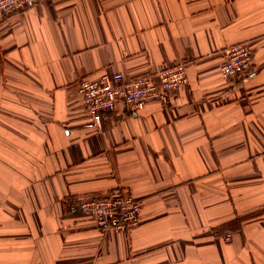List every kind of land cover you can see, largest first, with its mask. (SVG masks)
<instances>
[{
  "label": "crops",
  "instance_id": "0c3cea01",
  "mask_svg": "<svg viewBox=\"0 0 264 264\" xmlns=\"http://www.w3.org/2000/svg\"><path fill=\"white\" fill-rule=\"evenodd\" d=\"M237 42L253 61L225 77ZM179 60L166 103L96 124L81 78ZM116 187L141 203L127 231L69 201ZM0 264H264V0H36L1 22Z\"/></svg>",
  "mask_w": 264,
  "mask_h": 264
},
{
  "label": "built area",
  "instance_id": "2783aa9c",
  "mask_svg": "<svg viewBox=\"0 0 264 264\" xmlns=\"http://www.w3.org/2000/svg\"><path fill=\"white\" fill-rule=\"evenodd\" d=\"M36 0H0V23L10 14L25 10ZM226 59L221 70L225 77L241 76L253 61V52L246 42H237L225 48ZM186 62L179 60L155 73L128 79L121 72L103 74L98 79L83 77L79 91L96 124L104 111H113L123 105L130 112L143 109L153 99L166 103L172 91L188 82ZM88 213L104 232L127 231L139 224L141 203L123 187L107 194L81 196L76 204ZM230 236V234H228Z\"/></svg>",
  "mask_w": 264,
  "mask_h": 264
},
{
  "label": "trees",
  "instance_id": "16d2710c",
  "mask_svg": "<svg viewBox=\"0 0 264 264\" xmlns=\"http://www.w3.org/2000/svg\"><path fill=\"white\" fill-rule=\"evenodd\" d=\"M80 197L81 196H74V197H72L73 199L71 198L72 200H70V198H69V201H74L77 204ZM248 215L240 217V218H235L231 222H228L223 228H233V227H235V224L237 225L242 219H245L247 217H251L252 216V214H248Z\"/></svg>",
  "mask_w": 264,
  "mask_h": 264
},
{
  "label": "rangeland",
  "instance_id": "374dc122",
  "mask_svg": "<svg viewBox=\"0 0 264 264\" xmlns=\"http://www.w3.org/2000/svg\"><path fill=\"white\" fill-rule=\"evenodd\" d=\"M224 54H225V49H224ZM225 59H226V55H225ZM176 63V62H175ZM169 66V65H168ZM166 67V66H165ZM187 69V68H186ZM222 71V70H221ZM107 74V73H106ZM74 210H75V207H74ZM83 212V211H82ZM85 213V212H84ZM86 214H88V213H86ZM91 219H93L92 217H91ZM94 220V219H93ZM228 234H230L229 232L226 234V238L227 239H230V236H228Z\"/></svg>",
  "mask_w": 264,
  "mask_h": 264
}]
</instances>
